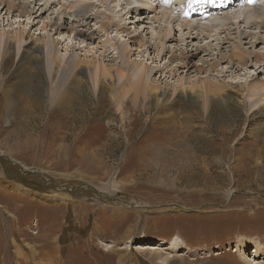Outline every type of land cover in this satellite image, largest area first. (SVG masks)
Listing matches in <instances>:
<instances>
[{
	"label": "rangeland",
	"instance_id": "rangeland-1",
	"mask_svg": "<svg viewBox=\"0 0 264 264\" xmlns=\"http://www.w3.org/2000/svg\"><path fill=\"white\" fill-rule=\"evenodd\" d=\"M35 1L28 2L36 11L42 2ZM59 1L67 6L71 0ZM178 1L186 6L189 0ZM83 2L94 5L83 9V15L105 11L111 24L125 22L130 31L152 46L136 49L131 39L118 34L114 27L92 41L65 32L55 35L48 27L50 36L62 43L57 47L59 57L66 55V45L68 49L72 45L71 53L78 59L102 61L104 66L123 71L134 60L140 67L153 69L151 77L159 86L185 89L209 82L225 87L227 95L223 103L213 104L206 119L200 107L192 103L174 106L176 117H189L179 122L184 126L178 129L180 137L174 139L169 130L170 143L163 146L162 135L166 134L162 129L167 121L161 115L154 121V104L145 117L140 100L137 105L142 111L135 113L141 118L129 124L133 105L129 94L123 100V105L128 102V110H123L120 123L112 93L101 91L103 115L98 124L90 123L95 104L82 89L78 94L82 101L71 110L77 116L76 130H85L76 138L70 133L61 137L54 133L58 123L47 121L50 105L44 79L34 77L31 87L10 80L6 89L13 105L8 108L11 114L7 119L0 91V264H158L161 259H166L165 264H264V103L257 101L264 90L256 93L255 89L264 83V63L248 59L244 66H238L227 58L236 32L256 31L232 20L231 25L216 27L210 38L198 33L191 40L186 38L188 31H196L180 28L181 21L173 19L175 37L167 48L177 49V54L180 49L198 48L196 64L211 59L219 63L215 70L198 73L180 69L178 60L156 52V34L166 26L158 7L154 12L149 10L146 19L143 11L135 15L132 8L125 7L124 0ZM204 3L202 10L210 15L215 12L212 7L218 11L229 4L223 0ZM141 4H136L139 10ZM146 5L150 6L148 2ZM171 8V16L179 14L178 6ZM58 9L39 8L35 18L17 17L4 8L0 11V36L23 30L40 41L46 36L43 24L50 20H64L69 25L82 18ZM40 10L45 12L38 16ZM126 12L129 14L124 15ZM194 13L185 11L195 19L199 11ZM140 18L143 22H137ZM100 20H89L87 28L95 30ZM260 33L262 40L254 34L242 36L241 48L264 54V29ZM124 47L130 50L129 61H125ZM135 72L128 71L131 81L137 79ZM112 75L115 84L120 82ZM236 91L243 94V105L231 96ZM22 96L28 99L23 105ZM109 118L117 120L119 136L109 130ZM223 137L229 138L228 143H223ZM211 139L217 148L206 157L213 178L212 184L204 187L200 185L199 162L194 158L203 156L201 150ZM84 147L87 153L77 151ZM239 248L244 251L238 252Z\"/></svg>",
	"mask_w": 264,
	"mask_h": 264
},
{
	"label": "bare ground",
	"instance_id": "bare-ground-1",
	"mask_svg": "<svg viewBox=\"0 0 264 264\" xmlns=\"http://www.w3.org/2000/svg\"><path fill=\"white\" fill-rule=\"evenodd\" d=\"M28 1L0 0V6L2 7L0 11L5 8V11H7L8 14L15 13L17 17L24 15L28 17L30 15L36 14L39 11V8L49 11L51 7H58V10L62 9V11L67 12V14L74 13L76 14V17L82 18L79 21L72 20L69 25L64 20H62V22L61 20L56 22V18H54V21L50 20L51 22L49 21V23L43 24L46 30V36L43 37V39L40 41H38V39H31L23 30L13 34H1V36L4 37V40L2 42V49H0V91L3 92V94H1V96L3 97L2 101L4 105L3 114L5 112L6 119L11 114L8 108L13 105V100L9 94V89H6L8 88V82L14 79L16 81V85L18 84V86L31 87V84H33L31 80L34 77H41L47 84L46 101L50 105V111L47 115V121L50 122L55 120V122L58 123V125L54 128V133L56 135L65 137L70 133L75 135L76 138L82 130H85V128L79 131L76 130V127L74 125L77 121V116L73 113V110H71V108L76 103L82 101V98H80L78 95L79 91L82 89L88 91L95 104V111L90 117L89 122H96V124H98L100 116L103 115V112L101 110V108H103V100L101 99L99 94L101 91L103 92L108 90V92L112 93L111 101L113 102L115 113L120 116V118H118V121L120 123H122L123 121V110L127 109L128 103L126 101L125 105H123V100L128 97L129 94L133 102V105L130 106L132 110L131 116L129 117V119H127L129 120V124H135V122H138L141 118L140 114L136 116L135 112L140 113L143 109V112L145 114L144 116L146 117V115L150 113L151 104H154V121H157L160 115L164 120L167 121L165 123L166 126L162 129L166 134L162 135L165 141V144L163 146H167V144L170 143V135L168 134V131L171 130V137H173L174 139H178L180 137L179 135L181 131H178V129L184 127L182 126V123L179 124V122H182L185 117H189L187 115L185 117L182 116L183 118L176 117L177 114L174 106H176L177 104L179 105V103H192L200 107L202 118L206 119L208 117L210 108L214 103H223L225 101L227 95L226 88L222 87L220 84L203 82L201 86H190L189 88L185 89L182 86L176 89L159 86L156 82H153V78L151 77L153 69L147 70L145 66L140 67L139 64H137L134 60L131 61L132 66L129 69H125L123 71L119 67L104 66L102 65V61L97 62V64L92 60L78 59L73 55V53H71V47H73L72 45L70 46V49H68V45H66V50H64L66 55H63V58H61L62 56L59 57L60 55H58L59 51L57 47L62 43L60 41L54 40L53 36H50V31H47L48 27L52 28L55 35H60L61 32H65L73 35V37L76 39L81 38L85 41H92L94 40L95 36H98L101 33L105 34L112 27H114L118 34H123L124 36H127L128 39H131V43H134L133 45H136V49H142V47L151 48L152 45L146 43L147 41L145 42L143 38L139 39L136 36L134 30L130 31V29L127 28V26L124 24L125 22L122 23L121 21H114L115 23L111 24V17L109 15H106L104 13L105 11L102 12L103 14L95 13L93 15L90 14L89 16L83 15L81 13L83 9H92L94 7L92 3H87L85 5V2H83L84 0H71L70 2H68V4L66 3L67 6L65 5V2L62 3L59 0H40L42 3L39 5L36 11L31 7L32 5H30ZM102 1H105L107 3L108 0ZM122 1L123 0H121V2ZM205 1L207 0H189L186 3V6L184 1H182L184 3L183 4L179 1L175 2V0H124V4L125 7H128V9L132 8L135 15H137L139 11L141 14L143 11V15H145L146 13L148 14L149 10L150 12H154L156 7H158L160 9L159 11H161L160 13L163 12L161 15V20L163 21V24L166 23L164 24L166 26L162 27L159 33L156 34L154 41L155 45L153 46L156 52L160 55L168 54L170 59L172 58L178 60L180 69H187V71L195 69L198 73H201L208 68L209 70L210 68L211 70H215V68L219 66V63L217 61H213L214 59H211L209 61L205 60L201 64H196L194 60L199 54L200 50L198 48L195 50L186 48L180 49V51L178 50V54L177 49L175 50L171 47L167 48L166 44L169 42H173V39L175 37L176 30L171 27V24H173V19L179 22L181 21L182 25H180V28L184 27L185 29L187 28L191 31H196L194 33H191L187 30L189 35L186 38L191 40H193V38H195L194 35L196 36L198 35V33H200L206 39L210 38L212 36L211 32L216 29V27H225L228 24L231 25L232 20H234V22L237 24H243L245 26H248L249 29L256 31V33L253 34L255 36H258V39L260 40H262L260 31L264 29V0H262L261 2H258V0H238V3L236 5L229 3L226 7H223V9L219 8L218 11H215L212 15H210V12L202 10ZM147 2L150 6L146 5ZM141 3H144V5H142ZM136 4H141V6L143 7L142 10H139L140 7H137ZM173 6H178L179 14H176V16H171L173 13V9L171 7ZM200 6H202V8L198 9V7ZM167 8L170 9L168 11H165V9ZM144 10H148V12H145ZM185 11H188L192 14L199 11V14L194 19L193 16L191 17L185 14ZM44 12L45 11L40 10V14L38 16H40ZM60 13H58V15H62ZM127 14H129V12H126V14L124 13V15ZM147 14L145 17L146 19L148 16ZM99 18H101V20L99 22L96 21L97 27L94 28L95 30L90 31L87 28L90 24H88V21L98 20ZM139 20H141V18L138 19L137 22H139ZM143 20L144 19H142L141 21L143 22ZM158 21L159 20H157V22ZM177 25H179V23ZM185 29H183L182 31H185ZM249 33L247 34V32H239L238 35V32H236V41L235 43H233L234 46L233 48H231L227 57L230 62H235L238 66H244V64H246L245 62H247L248 59H252L256 63H264L263 53H252L241 48V37L245 35L247 38L253 35L251 32ZM27 39H29V41H26ZM184 40L185 38H181L182 42H184ZM22 45L23 47H21ZM126 48L127 47H124L123 53L125 61H129L130 50H126ZM208 48L209 46H207V49ZM14 49L17 50L14 57L17 59L16 61L13 60ZM210 61L213 62L210 63ZM134 70H136L135 74L137 73V79L135 81H131L130 76L128 75V71ZM112 73H114L115 76L120 79V82H117L115 84ZM255 89H257L256 93L264 90V83H260L257 87H255ZM231 96H233L240 105H243V94L236 91L231 94ZM27 100L28 99L26 97L22 96L20 102L23 105V103H25ZM140 100L144 102L142 109L139 108V105H137ZM2 101L0 97V104ZM257 101L259 103H264V93L263 95H259ZM30 106L31 108L33 107L31 103ZM161 111H163V113H161ZM254 115L255 114H253V117ZM261 115L264 118V113H262ZM107 124L111 133L118 136L120 135V133L118 132L119 129L117 130L118 127L116 119L109 118ZM228 140L229 138H222L224 144L228 143ZM153 145L156 144L153 143ZM216 145L217 142L211 139V141H209L208 143V146L204 147L203 150H201L200 154H203V156H197L198 158H194V161L199 162V179L201 182L200 185L204 187H208L210 184H212V166L207 162L206 155L212 156V153L215 152V149L217 148ZM87 149L88 148L84 147L82 150L77 149V151H83L85 153L86 151L84 150ZM82 154L80 156H82L83 158L84 155ZM237 251L243 252L244 250L239 248L237 249ZM256 252L257 250L255 251V253ZM157 263L165 264L167 262L166 259H161Z\"/></svg>",
	"mask_w": 264,
	"mask_h": 264
}]
</instances>
